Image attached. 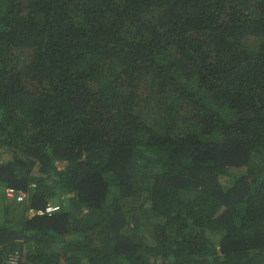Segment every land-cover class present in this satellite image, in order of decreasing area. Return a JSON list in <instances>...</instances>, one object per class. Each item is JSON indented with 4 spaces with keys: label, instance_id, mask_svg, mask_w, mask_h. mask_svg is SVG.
Returning <instances> with one entry per match:
<instances>
[{
    "label": "trees",
    "instance_id": "obj_1",
    "mask_svg": "<svg viewBox=\"0 0 264 264\" xmlns=\"http://www.w3.org/2000/svg\"><path fill=\"white\" fill-rule=\"evenodd\" d=\"M15 251L264 264V0H0V264Z\"/></svg>",
    "mask_w": 264,
    "mask_h": 264
},
{
    "label": "built area",
    "instance_id": "obj_2",
    "mask_svg": "<svg viewBox=\"0 0 264 264\" xmlns=\"http://www.w3.org/2000/svg\"><path fill=\"white\" fill-rule=\"evenodd\" d=\"M6 195L12 198H15L16 201L20 202L23 201V192L17 191L13 188H7L5 190ZM57 209L56 206L48 204L43 210H38L37 212L32 213V215L43 216L49 215ZM21 263V256L18 251L12 252L8 254L6 257L5 264H20Z\"/></svg>",
    "mask_w": 264,
    "mask_h": 264
},
{
    "label": "rangeland",
    "instance_id": "obj_3",
    "mask_svg": "<svg viewBox=\"0 0 264 264\" xmlns=\"http://www.w3.org/2000/svg\"><path fill=\"white\" fill-rule=\"evenodd\" d=\"M15 213L16 214L14 215V217H11V218L14 219L16 223H19L20 221H22L21 218L23 215V211L21 209H18L17 211H15Z\"/></svg>",
    "mask_w": 264,
    "mask_h": 264
},
{
    "label": "clouds",
    "instance_id": "obj_4",
    "mask_svg": "<svg viewBox=\"0 0 264 264\" xmlns=\"http://www.w3.org/2000/svg\"><path fill=\"white\" fill-rule=\"evenodd\" d=\"M32 214V213H31Z\"/></svg>",
    "mask_w": 264,
    "mask_h": 264
}]
</instances>
